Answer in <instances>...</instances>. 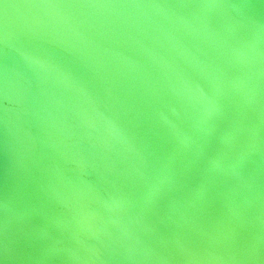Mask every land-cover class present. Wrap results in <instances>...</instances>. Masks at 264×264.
Instances as JSON below:
<instances>
[{"label": "water", "instance_id": "95a60500", "mask_svg": "<svg viewBox=\"0 0 264 264\" xmlns=\"http://www.w3.org/2000/svg\"><path fill=\"white\" fill-rule=\"evenodd\" d=\"M218 193L264 197V0H0L2 264H82Z\"/></svg>", "mask_w": 264, "mask_h": 264}, {"label": "bare ground", "instance_id": "6f19581e", "mask_svg": "<svg viewBox=\"0 0 264 264\" xmlns=\"http://www.w3.org/2000/svg\"><path fill=\"white\" fill-rule=\"evenodd\" d=\"M219 195L205 207L201 204L208 202L206 198L191 199L184 212L179 216L167 214L154 236L136 241L134 246L101 247L81 262L264 264V197ZM9 263L27 261L14 257Z\"/></svg>", "mask_w": 264, "mask_h": 264}]
</instances>
